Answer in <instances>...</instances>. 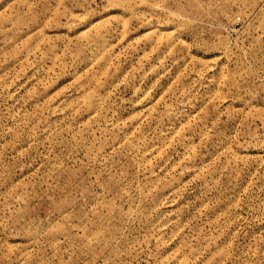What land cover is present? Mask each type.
<instances>
[{
  "label": "rangeland",
  "instance_id": "obj_1",
  "mask_svg": "<svg viewBox=\"0 0 264 264\" xmlns=\"http://www.w3.org/2000/svg\"><path fill=\"white\" fill-rule=\"evenodd\" d=\"M0 264H264V0H0Z\"/></svg>",
  "mask_w": 264,
  "mask_h": 264
}]
</instances>
